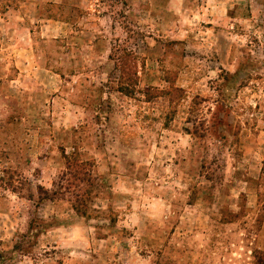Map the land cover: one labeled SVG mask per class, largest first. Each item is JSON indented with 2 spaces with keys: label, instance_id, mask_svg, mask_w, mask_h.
Instances as JSON below:
<instances>
[{
  "label": "rangeland",
  "instance_id": "374dc122",
  "mask_svg": "<svg viewBox=\"0 0 264 264\" xmlns=\"http://www.w3.org/2000/svg\"><path fill=\"white\" fill-rule=\"evenodd\" d=\"M0 264H264V0H0Z\"/></svg>",
  "mask_w": 264,
  "mask_h": 264
},
{
  "label": "trees",
  "instance_id": "16d2710c",
  "mask_svg": "<svg viewBox=\"0 0 264 264\" xmlns=\"http://www.w3.org/2000/svg\"><path fill=\"white\" fill-rule=\"evenodd\" d=\"M116 52H120V55H117L116 58V66L119 68L120 71V77L118 79V91L124 94L132 93L134 90V86H136V80H137V71H136V63L134 60V55L132 53V50L130 49H121L118 51L116 49ZM150 97V96H149ZM65 167L67 170V174L70 176V179L74 181H68L67 184H69V187H78L79 182L86 181L88 182L90 180V173L86 171V163H83L82 161H79L78 157L75 155L74 152L70 153L69 155L65 156ZM85 176L88 178L85 179ZM68 180V179H67ZM77 182V183H76ZM62 188L64 189L63 185H59L56 189L52 191V194L50 196L46 195L44 197L46 198H53L56 195L60 194ZM87 191L85 190V193ZM46 194V191L44 192ZM81 200H85L84 196L81 195ZM76 202L81 203V201L76 200Z\"/></svg>",
  "mask_w": 264,
  "mask_h": 264
}]
</instances>
